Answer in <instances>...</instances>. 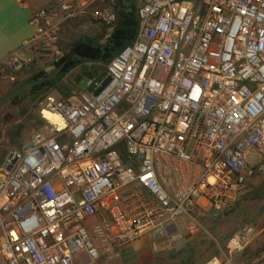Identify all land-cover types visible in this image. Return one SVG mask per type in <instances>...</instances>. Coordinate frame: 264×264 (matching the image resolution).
Returning a JSON list of instances; mask_svg holds the SVG:
<instances>
[{
	"label": "built area",
	"instance_id": "2783aa9c",
	"mask_svg": "<svg viewBox=\"0 0 264 264\" xmlns=\"http://www.w3.org/2000/svg\"><path fill=\"white\" fill-rule=\"evenodd\" d=\"M98 1L61 0L33 12L36 34L23 46L60 62L64 24ZM137 4L135 40L100 69L111 77L105 88L47 95L38 107L43 130L7 154V264H107L142 239L155 254H177L187 243L177 220L223 213L264 177V0ZM92 18L111 31L118 21L111 8ZM32 61L12 54L0 71ZM260 237L264 228L245 223L223 256L205 264H232ZM253 264H264V253Z\"/></svg>",
	"mask_w": 264,
	"mask_h": 264
},
{
	"label": "crops",
	"instance_id": "0c3cea01",
	"mask_svg": "<svg viewBox=\"0 0 264 264\" xmlns=\"http://www.w3.org/2000/svg\"><path fill=\"white\" fill-rule=\"evenodd\" d=\"M25 1L26 5L21 6L16 0H0V65H2L7 57L16 54L19 59L33 60L28 68L33 66L47 72H54L57 70V65L50 57L42 55V53L38 54L30 48H25L23 45L27 39L34 37L36 34V28L30 25V18L33 12L56 4L61 0H48L45 2L46 4L39 2V0ZM115 2L116 0H99L88 13L66 22L61 33V46L65 50H69L74 42L88 38L104 37L103 41H105L110 34L104 35L101 25L96 23L92 18V11L97 8L112 9L111 5L115 4ZM10 68L8 69L10 70ZM26 77L27 72L16 77L10 75L5 70L0 71V98L8 92L9 88L16 80H21ZM77 89L80 90V93L88 92L79 86H77ZM25 142H23V144ZM245 201L246 200L242 199L237 205L235 204L232 208L227 210L232 213V215L242 219L226 234L225 237L227 240L231 235L237 232L243 224L248 222L252 223L253 218L259 219V222L254 224L258 229L264 228V212L259 214H248V205ZM122 253L123 257L121 263L123 264H168L169 257L172 255L155 254L151 249L149 239H142L126 245ZM0 264H7L2 255H0Z\"/></svg>",
	"mask_w": 264,
	"mask_h": 264
},
{
	"label": "trees",
	"instance_id": "16d2710c",
	"mask_svg": "<svg viewBox=\"0 0 264 264\" xmlns=\"http://www.w3.org/2000/svg\"><path fill=\"white\" fill-rule=\"evenodd\" d=\"M111 7L117 13L118 21L115 29L111 32L110 36L105 41H103L104 37H97L82 39L74 42L69 50H65L66 56L60 62L56 63L58 69L64 62L67 61V64L61 74H59L51 81H47L45 83L33 86L13 97L11 100L8 101L7 105L3 107L2 111L0 112V117L3 116V111L8 105H12L14 107H21L25 104H29L37 109L39 107L40 101L43 100L47 95L51 94V91L54 89L61 91L63 98H70L74 95L79 94L80 92H78L77 94H68L64 92L63 87L66 86L69 89L71 88L70 83H72L73 80L69 78L70 83H68L67 81H65V79L75 68L84 63L90 61H99L104 62L108 67L112 60L126 46H128L135 40L140 24V18L138 14L139 7L137 4V0H117L116 4H112ZM106 31L107 28L105 29V32ZM28 67H25L21 70H15L13 68H10V70H6L7 73L16 77H19L22 73L27 72V77L21 80H16L11 85L8 92L2 95L0 101L19 87L26 85L30 82L50 76L57 71L56 70L54 72H47L42 69H37L33 66H31V68ZM41 122H44V120L42 119ZM5 156L6 155H4V157ZM124 158L126 162H130L129 159H127V156H125ZM3 160L4 158L0 160V168L3 163ZM251 194L252 193L247 196H250ZM239 202L240 201H238L236 205ZM227 213L230 212L225 211L218 215ZM227 241L225 243L224 250H226ZM211 243L215 244L214 241H211ZM220 253L221 252L219 249L215 250L212 255H210L204 260H201L199 264H205ZM263 253L264 238L260 237L243 253L235 255L233 258L235 259L236 257L240 256V259H242L243 264H253V262ZM195 254L196 252L190 246V242H187L185 247L178 253V256H180L181 259L180 264H197L194 257ZM174 256L177 255L175 254Z\"/></svg>",
	"mask_w": 264,
	"mask_h": 264
},
{
	"label": "rangeland",
	"instance_id": "374dc122",
	"mask_svg": "<svg viewBox=\"0 0 264 264\" xmlns=\"http://www.w3.org/2000/svg\"><path fill=\"white\" fill-rule=\"evenodd\" d=\"M46 1L48 0H39V2H43V4H46ZM65 1L76 2L77 0ZM101 27L104 35L111 34L112 31L109 30L108 27ZM106 28L107 31L105 32ZM92 67L93 63L91 61L87 62L86 68L89 69ZM73 75L74 74L69 77L72 80ZM69 78L67 77L65 79L68 83H70ZM70 86V89L64 86V92L68 94H77L80 92V90L77 89V85L74 84L73 81L70 83ZM51 94L58 98L63 97L62 92L57 89L52 90ZM7 103L3 107H5ZM2 118L3 120L0 122V160L4 158L2 163V165H4L9 151L21 146L23 142L35 135L37 131L43 130L45 123L41 122L42 118L38 112V108L36 109L29 104H25L21 107L8 105L3 111ZM4 155L6 156L4 157ZM251 160H253V157ZM251 193L252 194L250 196L243 198V200H246L245 202L248 205V214H259L264 212V177L256 180L254 189ZM240 220L242 219L232 215V213L218 215L212 211H207L204 216H199L197 221H192L189 217L185 216L177 220L176 224L180 228V231L185 234L186 241L190 242V246L196 252L194 257L196 263L199 264L201 260H204L212 255L215 250L219 249L220 252L221 249L224 250V246L227 241L225 237L226 234L231 231L232 227L236 226ZM258 222L259 219L253 218L252 223H248L257 224ZM211 241H214L215 244H212ZM174 255L175 254H172L169 257L168 264H180V256H178V253L176 254L177 256ZM217 256H223L222 252ZM121 259L107 264H123L121 263ZM232 264H243V261L240 259V256H238L233 259Z\"/></svg>",
	"mask_w": 264,
	"mask_h": 264
},
{
	"label": "water",
	"instance_id": "95a60500",
	"mask_svg": "<svg viewBox=\"0 0 264 264\" xmlns=\"http://www.w3.org/2000/svg\"><path fill=\"white\" fill-rule=\"evenodd\" d=\"M92 62L94 63V69H84V70L78 72L73 79V83L76 84L77 86L81 87L82 89L88 91L89 93H94L95 95H98L105 88V86L110 82L111 77H106V74H107L106 71L100 72L101 67L98 66L99 61H92ZM66 64H67V61L64 62L57 69V71L55 73H53L52 75L47 76V77L42 78V79H39V80H36V81H33V82H30L26 85H23V86L19 87L18 89L14 90L13 92H11L10 94H8L6 97H4L0 101V111H1L2 107L9 100H11L13 97L20 94L24 90L29 89L33 86L39 85L41 83L51 81L52 79L57 77L59 74H61V72L63 71ZM80 67H81V65L78 66L77 68H80ZM99 83H101L100 86H98ZM2 120H3V118L0 117V122Z\"/></svg>",
	"mask_w": 264,
	"mask_h": 264
},
{
	"label": "flooded vegetation",
	"instance_id": "af4514ba",
	"mask_svg": "<svg viewBox=\"0 0 264 264\" xmlns=\"http://www.w3.org/2000/svg\"><path fill=\"white\" fill-rule=\"evenodd\" d=\"M86 64H87V63L82 64L80 68H75V69H74V70L68 75V78L71 77L72 74H74V75H73V79H74L75 75H76L78 72H80V71H82V70H84V69H88V68H86ZM98 66H100L102 69H106V68H107V65H106L104 62H99V63H98ZM89 69H90V68H89Z\"/></svg>",
	"mask_w": 264,
	"mask_h": 264
},
{
	"label": "bare ground",
	"instance_id": "6f19581e",
	"mask_svg": "<svg viewBox=\"0 0 264 264\" xmlns=\"http://www.w3.org/2000/svg\"><path fill=\"white\" fill-rule=\"evenodd\" d=\"M46 117L55 124L60 123V118L58 115L54 114V113H50V112H46Z\"/></svg>",
	"mask_w": 264,
	"mask_h": 264
}]
</instances>
